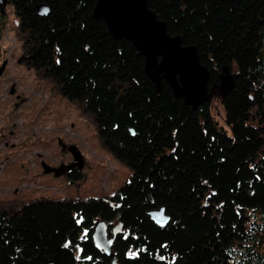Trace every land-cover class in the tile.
I'll return each instance as SVG.
<instances>
[{
  "label": "trees",
  "instance_id": "trees-1",
  "mask_svg": "<svg viewBox=\"0 0 264 264\" xmlns=\"http://www.w3.org/2000/svg\"><path fill=\"white\" fill-rule=\"evenodd\" d=\"M7 1L20 21L23 63L92 116L103 145L133 174L114 205L0 207V264H111L93 241L102 221L110 235L123 226L113 244L118 264H264V0H148L171 36L197 48L212 93L220 94L223 68L235 75V88L220 94L231 133L210 102L194 110L167 83L159 91L133 44L94 18L98 0ZM5 11L0 5V37ZM162 208L165 228L150 216Z\"/></svg>",
  "mask_w": 264,
  "mask_h": 264
},
{
  "label": "rangeland",
  "instance_id": "rangeland-1",
  "mask_svg": "<svg viewBox=\"0 0 264 264\" xmlns=\"http://www.w3.org/2000/svg\"><path fill=\"white\" fill-rule=\"evenodd\" d=\"M5 13L0 66L8 61L7 73L15 76L17 90L9 97L5 80L0 82V207L19 211L41 200L113 198L128 182L132 170L103 145L90 114L66 98L52 79L26 63L19 64L24 53L20 21L13 5L9 4ZM233 72H237L236 67ZM210 105L218 126L231 133L218 91ZM61 142L77 147L83 155L82 181L44 174V163L58 168L73 162L72 154L63 152Z\"/></svg>",
  "mask_w": 264,
  "mask_h": 264
},
{
  "label": "water",
  "instance_id": "water-1",
  "mask_svg": "<svg viewBox=\"0 0 264 264\" xmlns=\"http://www.w3.org/2000/svg\"><path fill=\"white\" fill-rule=\"evenodd\" d=\"M0 5L6 8L7 0H0ZM39 15L47 16L50 10L46 6L38 7ZM94 18L105 21L109 32L116 39H125L133 44L145 59L146 75L155 83L158 90L167 83L175 97L183 99L187 106L194 110L200 108L213 97L209 89L211 73L200 60L195 46L183 45L180 36H171L167 25L149 8L148 0H98L93 12ZM23 59L19 60V64ZM6 67V62L0 68V76ZM235 75L229 67L222 69L220 74V94L226 96L235 88ZM64 153L70 152L73 162L53 168L43 164L44 174H53L56 178L69 175L73 168L83 171L85 159L77 147L67 146L61 142ZM114 205L112 198H102ZM151 219L159 227L165 228L170 219L162 208L150 213ZM109 234L105 222H100L93 233L95 248L108 256L111 264H118L114 254L113 244L123 233V226L118 222Z\"/></svg>",
  "mask_w": 264,
  "mask_h": 264
},
{
  "label": "flooded vegetation",
  "instance_id": "flooded-vegetation-1",
  "mask_svg": "<svg viewBox=\"0 0 264 264\" xmlns=\"http://www.w3.org/2000/svg\"><path fill=\"white\" fill-rule=\"evenodd\" d=\"M4 62H6V67L3 71V73L1 74L0 76V82L5 80L4 81V86H5V89H6V94L10 97V96H14L15 95V92L17 90V84L15 83V76L13 74H8L7 73V70H8V66H9V63L7 60H4L0 66V68L2 67V65L4 64ZM5 78V79H4ZM71 164V163H70ZM68 164V165H70ZM66 165V164H65ZM77 171H79L77 168H73V170L71 171V173L69 175H67L68 177L69 176H72L74 175Z\"/></svg>",
  "mask_w": 264,
  "mask_h": 264
},
{
  "label": "snow or ice",
  "instance_id": "snow-or-ice-1",
  "mask_svg": "<svg viewBox=\"0 0 264 264\" xmlns=\"http://www.w3.org/2000/svg\"><path fill=\"white\" fill-rule=\"evenodd\" d=\"M65 246H67V245H65ZM78 259H79V257H78ZM90 259V258H89Z\"/></svg>",
  "mask_w": 264,
  "mask_h": 264
}]
</instances>
